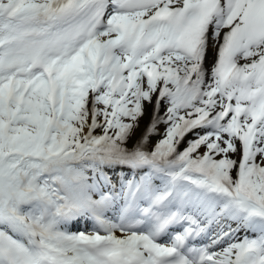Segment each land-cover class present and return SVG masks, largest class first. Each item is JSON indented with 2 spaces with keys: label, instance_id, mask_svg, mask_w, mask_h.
I'll use <instances>...</instances> for the list:
<instances>
[{
  "label": "snow or ice",
  "instance_id": "snow-or-ice-1",
  "mask_svg": "<svg viewBox=\"0 0 264 264\" xmlns=\"http://www.w3.org/2000/svg\"><path fill=\"white\" fill-rule=\"evenodd\" d=\"M0 264H264V0H0Z\"/></svg>",
  "mask_w": 264,
  "mask_h": 264
}]
</instances>
